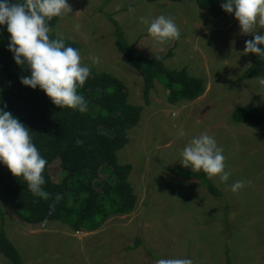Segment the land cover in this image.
Masks as SVG:
<instances>
[{
    "label": "rangeland",
    "instance_id": "rangeland-1",
    "mask_svg": "<svg viewBox=\"0 0 264 264\" xmlns=\"http://www.w3.org/2000/svg\"><path fill=\"white\" fill-rule=\"evenodd\" d=\"M71 12L50 27V35L63 34L79 44L82 63L121 79L128 101L141 105L138 124L129 129V142L117 151L120 164L132 166L129 181L137 195L129 214L107 219L94 231H74L68 225L44 221L29 224L11 205L0 201L3 225L24 264H154L159 258L189 257L195 264H264V123H235L232 111L239 106H264V86L257 78L237 81L249 66L250 53L238 20L212 17L194 0H68ZM131 9L132 11H129ZM112 13L127 41L147 57L172 56L169 69L187 67L190 74L205 79V92L190 102H167L160 80L150 93V104L142 99V78L114 43L113 26L101 11ZM164 14L174 19L180 38L166 44L154 42L140 17ZM264 33L258 28L257 34ZM91 69V70H92ZM183 129L187 135L179 136ZM214 135L226 157L229 180L213 182L222 191L212 196L198 180L173 173L180 153L193 136ZM110 168L104 166L101 177ZM52 179L61 181L66 172L59 160L49 167ZM244 181L233 193L230 185ZM251 181V183H248ZM98 184V182H97ZM139 236L141 245L122 251ZM0 264H11L0 253Z\"/></svg>",
    "mask_w": 264,
    "mask_h": 264
},
{
    "label": "trees",
    "instance_id": "trees-1",
    "mask_svg": "<svg viewBox=\"0 0 264 264\" xmlns=\"http://www.w3.org/2000/svg\"><path fill=\"white\" fill-rule=\"evenodd\" d=\"M154 2L157 0H145ZM179 1V0H169ZM197 7L215 18L231 17L221 8L222 0H194ZM113 26L114 43L119 52L132 64L142 78V99L150 104V93L155 81L160 80L167 91V102H190L205 92V79L189 73L187 67L169 69L165 60L172 56L168 50L163 55L147 57L127 41L123 29L112 13L101 10ZM59 18H53V27ZM57 35L51 34V38ZM252 39V35L244 40ZM9 34L6 25L0 26V107H5L30 130L33 143L47 160L42 175L43 190L47 197L33 196L22 177H15L0 164V201L11 205L14 212L29 224L44 221L60 222L74 231H94L107 219L131 213L137 195L129 181L131 164H120L117 151L128 144V130L135 127L141 118L143 107L128 101L125 83L106 71L91 70V75L78 92L87 101V110L80 112L70 108H59L39 89L20 83V77L28 75L25 66H18L8 50ZM80 48L76 41H66ZM249 66L231 84L237 81L264 78V58L250 53ZM235 123L259 125L264 123V106H239L231 114ZM59 160L60 168L66 172L61 181L52 179L49 167ZM107 166L109 173L101 177V169ZM171 171L187 180H198L214 197L222 191L203 171L184 168ZM98 182V184H97ZM59 195V200L57 196ZM0 217L3 216L0 209ZM137 236L132 244L122 251L141 245ZM0 253L11 264H24L19 251L0 227ZM226 264L230 263L229 247L225 248Z\"/></svg>",
    "mask_w": 264,
    "mask_h": 264
},
{
    "label": "clouds",
    "instance_id": "clouds-1",
    "mask_svg": "<svg viewBox=\"0 0 264 264\" xmlns=\"http://www.w3.org/2000/svg\"><path fill=\"white\" fill-rule=\"evenodd\" d=\"M221 8L238 20L241 34H251L245 41L244 52L264 58V0H222ZM129 11H132L129 9ZM71 12L68 0H0V26L6 25L9 34L8 50L18 66H25L28 75L20 77V83L32 89H41L59 108L87 110L85 97L78 92L98 64V56H90L91 64L82 63L81 51L66 41L70 37L57 34L50 37L49 22L63 18ZM147 26V33L158 44H166L180 38V30L174 19L160 14L153 19L140 17ZM264 86V78H257ZM5 107H0V164L5 165L15 177H22L33 196L46 198L42 186L47 160L33 143L30 129ZM178 135L187 133L180 129ZM180 164L191 171H203L209 180L218 178L221 183L229 180L226 157L214 135L202 133L191 137L180 153ZM244 181L230 185L233 193L244 186ZM251 183V181H248ZM59 200V195L57 196ZM154 264H195L189 257L159 258Z\"/></svg>",
    "mask_w": 264,
    "mask_h": 264
},
{
    "label": "crops",
    "instance_id": "crops-1",
    "mask_svg": "<svg viewBox=\"0 0 264 264\" xmlns=\"http://www.w3.org/2000/svg\"><path fill=\"white\" fill-rule=\"evenodd\" d=\"M2 254V253H1ZM3 255V254H2ZM4 256V255H3ZM5 257V256H4Z\"/></svg>",
    "mask_w": 264,
    "mask_h": 264
}]
</instances>
